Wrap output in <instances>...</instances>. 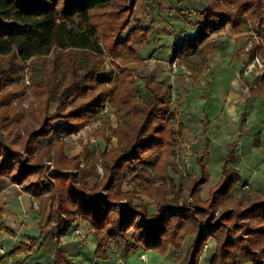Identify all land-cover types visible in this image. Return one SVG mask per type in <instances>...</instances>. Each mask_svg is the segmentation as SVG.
<instances>
[{"label": "trees", "instance_id": "obj_1", "mask_svg": "<svg viewBox=\"0 0 264 264\" xmlns=\"http://www.w3.org/2000/svg\"><path fill=\"white\" fill-rule=\"evenodd\" d=\"M138 1L0 0V178H8L38 201L42 232L0 264L37 246L42 249L46 234L57 247L55 264H78L60 246L79 220L95 230L94 254L100 261L110 260L111 242L125 255L139 248L162 254L174 248L181 256L186 237L194 235L185 264H200L211 240L215 251L210 264H264V198L240 209L228 202L241 180L239 169L230 166L239 163V144L229 146L220 181L205 201L199 189L210 176L204 160L209 146L197 158L201 173L192 178L188 194L193 203L170 199L164 185L152 186L138 169L157 156L156 167L165 177L178 133L172 122L177 114L172 88L153 75L141 76L143 59L131 46L147 42L153 33L151 27L132 28ZM205 1L202 12H193L197 31L181 41L176 34L171 57L185 64L193 79L207 69L209 55L224 47L221 41L208 40L214 33L231 26L236 33L264 35V0ZM175 12L187 15L172 8ZM107 57L112 58L111 68ZM26 76L36 100L27 116L14 104L27 90L22 83ZM258 85L252 84V92L264 99V86ZM107 107L119 116L117 126L105 112ZM247 115L245 111L241 126ZM97 121L101 132L110 131L117 143L108 151L113 142L107 137L100 155L104 175L90 188L85 181L99 176L97 159L89 150L68 158L63 138ZM56 133L59 139L52 142ZM52 159L50 171L45 161ZM128 182L154 199L156 213L123 189ZM0 228L13 235L2 222Z\"/></svg>", "mask_w": 264, "mask_h": 264}, {"label": "rangeland", "instance_id": "obj_2", "mask_svg": "<svg viewBox=\"0 0 264 264\" xmlns=\"http://www.w3.org/2000/svg\"><path fill=\"white\" fill-rule=\"evenodd\" d=\"M206 7L205 0H139L136 5V11L133 17L132 28L139 26L151 27L156 33L164 38L166 43H171V48L175 44V35L178 34V41L183 40L184 35L191 36L197 31V17L195 15V10H201ZM172 8H179L187 12L186 17L181 16L179 13H171ZM264 29V26H263ZM236 33V32H235ZM240 34L238 39V47L236 48L234 54V61L237 62V67L241 70L246 65V58L251 60V56H259L264 60V35L263 33L246 31ZM151 37V36H150ZM148 42V41H147ZM147 42L135 41L131 44L132 48L137 52ZM181 46V45H180ZM179 46V47H180ZM178 47V48H179ZM139 53V52H138ZM112 58L107 57L108 67L111 68ZM154 60L152 58L143 61L140 68L141 76L155 75V68L153 67ZM166 65L171 70L169 63L166 62ZM189 69V68H188ZM238 69V68H237ZM27 74V70L25 71ZM162 72L164 71H159ZM173 73V71L171 70ZM191 70L187 74H190ZM176 74V73H175ZM263 77L258 78L255 75L250 77H244L242 71L240 72V79L245 82V85L249 86L247 90V103L248 108H252L254 115L252 116V127L251 130H255L258 126L262 125L264 122V99L252 92V84H255L257 81L259 85L264 86L262 81ZM27 86V90L20 101L14 103L18 106L19 112L23 113L25 116L28 115L30 111L31 104H35V97L30 90L29 86L31 81L28 76L25 77L22 82ZM222 87L219 88L218 94L215 95L214 99L210 102V106L214 108H219L222 104L223 98L225 96V91L227 87L225 86V81L222 82ZM258 85V86H259ZM169 86V85H167ZM173 92V103L174 108L177 112L172 119L177 134L175 135L171 145L172 152L169 155V166L168 171L163 177L160 175L156 163L158 160L157 156H152L148 163L140 164L138 169L146 174V179L151 182L152 186L164 185L167 190L170 199L177 200L179 204H184L185 202L193 203V199L188 197L190 192L192 178L199 176L201 173V166L197 161L198 156L204 152L206 147L209 146L210 155L205 157V162L209 169V180L199 189L200 197L205 201L209 198V192L212 187L218 184L222 176V164L224 163V158L228 155L229 146L233 143H238V124L233 122L224 123L217 121L216 127L209 133L208 125L206 122L207 117L200 113L195 112L192 105H190V97L178 92V90L172 86ZM203 90L206 88L202 86ZM198 91L196 94L197 101H194V106H198L202 110V98L207 99L206 91ZM205 96H203V94ZM203 96V97H202ZM207 102V100H206ZM221 102V103H220ZM197 104V105H196ZM55 105L53 106V110ZM105 112L111 114L113 119L114 126L118 125L119 116L115 113V110L111 107H107ZM183 116L191 114L194 118L195 124L199 125V130L194 131L188 130L184 123H182ZM186 117V116H185ZM58 126L61 122L57 123ZM202 124V126H201ZM247 124V123H246ZM247 126V125H246ZM102 124L100 121L94 122L81 128L79 131L80 136H65L63 141L65 142V154L68 158H74L77 156H83L88 150L90 154L92 153L91 158L97 159V170L99 176L91 177L85 182L89 185L90 188H93L98 182L102 179L104 172L101 163V152L106 148V140L112 141V144H109L107 150L110 151L112 146L117 143V140L114 138L112 133L101 132ZM247 129V127H246ZM207 130L208 136L201 137V132ZM217 134H222L228 138L227 142L215 141L212 142L211 138H217ZM59 139L57 133L53 135L52 142H56ZM61 139V138H60ZM95 141V142H94ZM45 143L49 142V139L44 140ZM258 146V142L251 141L244 144L242 151L238 152V165L230 164L231 167L240 168L244 171L243 180H240L236 187L232 190L228 202L231 207L235 209H240L249 204L250 200L254 199H263L264 198V151H255L253 156L250 154V159L247 162V155L251 150L253 151L254 147ZM242 156V157H241ZM244 158V160H243ZM52 163V165H51ZM46 167L51 171L54 169V161H45ZM251 165V166H249ZM84 166V162L81 165ZM256 178V179H254ZM175 184V187L173 185ZM125 191H132L136 194V203H146L149 205V210L151 214L156 213L157 204L150 196H147L142 190L141 187H138L135 183L128 182L123 186ZM257 191H254V190ZM34 209H40V205L37 202L34 203ZM220 209L215 213L218 215ZM1 214V212H0ZM39 220L41 221V216L39 213ZM3 222V221H1ZM47 221L44 222L46 224ZM1 224V223H0ZM79 224V227L74 229L72 228L69 233L71 234V239H78V243H73L74 251H84L88 255L91 249H96L97 241L95 240V230L90 226V224L85 220H79L76 222ZM81 227L83 229H81ZM81 229V230H80ZM77 230H80L81 233H76ZM67 235V234H66ZM65 235V236H66ZM69 235V234H68ZM73 237V238H72ZM194 235H188L183 243L182 255L179 256L176 254L174 248H170L167 254H162L158 251H145L142 248L137 250L130 251L128 255L118 249V246L111 242L110 250L107 252L110 260L118 264H185L186 256L188 249L191 248L194 242ZM215 243L213 240L207 245V252L205 251L201 256L200 264H210L212 259V254L215 251ZM93 258V255H92ZM16 259H13V263L16 262ZM52 261V260H51ZM50 261V262H51ZM15 264V263H14ZM48 264H50L48 262Z\"/></svg>", "mask_w": 264, "mask_h": 264}, {"label": "crops", "instance_id": "obj_3", "mask_svg": "<svg viewBox=\"0 0 264 264\" xmlns=\"http://www.w3.org/2000/svg\"><path fill=\"white\" fill-rule=\"evenodd\" d=\"M154 32L153 30L148 42L140 47L138 52L143 61L149 58L154 60L153 67L155 68L154 73L156 75V80L176 88L181 94L189 96L190 105L194 108L192 110L197 113L202 111V115L207 117L206 122L209 123V133L215 129L218 120L224 123L223 125L225 126L226 123L233 121L238 124L239 141L238 143H233L239 144V149H237L238 152L239 150L240 152L242 151L245 143L257 140L258 146L254 147L253 151L251 150V152L248 153L247 162L248 159L251 158L250 155L253 156L255 151H264V122L261 126L259 125L257 129H250V127H252V122L250 121H252L254 113L252 108L250 109L247 106V90L249 86L245 85V82L240 79L241 68L239 69V67H237L239 65L234 61L233 52H235L238 47L237 38H239L238 36L240 34L235 33L231 26H227L226 29L214 33L208 40L221 41L224 43V47L220 51L209 55L207 69L204 70V73L199 78L193 79L191 73L175 74L171 72L166 62L171 60L175 47L171 48V43L165 44V42H161L164 41V38L160 35H156ZM159 71L164 72H162L161 75ZM235 80L239 81V88L234 86ZM223 81H225L224 84L227 87L226 93L220 107L214 108L210 106V102L215 100L214 97L218 94L219 88L222 87ZM202 86L206 87L204 90L206 91L207 89L208 92L206 93H208V97L206 99L207 102L202 98L201 110L199 105L194 106V101H197L196 94L198 91L203 90ZM205 95L203 94V96ZM245 111L248 112L247 120L244 126H241V118ZM180 114L183 117L182 123H184V126L188 130H199V125L195 124L196 122L194 121L195 117L193 118L191 114L185 115L186 117L183 116L182 113ZM208 135L207 130L201 132V137H206ZM216 136L217 138H211L212 142L228 141V138L222 134H217ZM238 169L240 171V178L243 180L244 171L240 170V168ZM254 191L257 190L255 189ZM35 202H37V200L27 193H24L19 185L12 184L6 177L0 178V212L2 218L0 223L3 221L2 223L4 226L13 232L12 235L0 228V260L4 256L15 251L21 243L29 242L31 238L41 237V221L39 220L40 209H34ZM78 227L79 224L76 223L73 226L74 229ZM81 229L83 228L81 227ZM68 234L63 236L61 240L63 243L60 247H62L67 252L68 256L78 264H118L116 262L114 263L112 260L106 262L98 260L94 254V248L88 250V255L85 254L84 251H74L73 243H78L79 241L78 239H71V234ZM41 243H44L42 249L37 246L31 253H22L14 257H9L5 264H48V262L50 264H55L57 247L51 235L46 234L44 239L41 240ZM13 259H16V262L13 263Z\"/></svg>", "mask_w": 264, "mask_h": 264}, {"label": "built area", "instance_id": "obj_4", "mask_svg": "<svg viewBox=\"0 0 264 264\" xmlns=\"http://www.w3.org/2000/svg\"><path fill=\"white\" fill-rule=\"evenodd\" d=\"M168 63L173 73H188L189 72L188 67L185 64H181L178 60H175V61L169 60ZM243 66L244 68L241 71L244 77H250L252 74L257 76L258 78L264 76V60L259 58V56H255V57L251 56V60L246 58V65L244 64ZM72 135L74 137L78 135L80 136V133L77 132ZM79 231L80 230H77L76 233H80Z\"/></svg>", "mask_w": 264, "mask_h": 264}, {"label": "bare ground", "instance_id": "obj_5", "mask_svg": "<svg viewBox=\"0 0 264 264\" xmlns=\"http://www.w3.org/2000/svg\"><path fill=\"white\" fill-rule=\"evenodd\" d=\"M234 86H236L237 88H239L238 86H240V83L238 80H235Z\"/></svg>", "mask_w": 264, "mask_h": 264}]
</instances>
